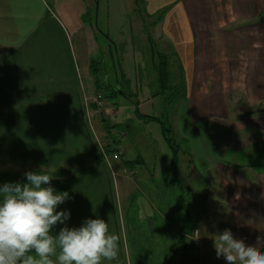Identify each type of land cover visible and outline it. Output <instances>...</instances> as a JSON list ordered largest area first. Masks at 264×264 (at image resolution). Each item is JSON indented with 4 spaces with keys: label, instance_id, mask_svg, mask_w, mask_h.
Returning a JSON list of instances; mask_svg holds the SVG:
<instances>
[{
    "label": "crops",
    "instance_id": "1",
    "mask_svg": "<svg viewBox=\"0 0 264 264\" xmlns=\"http://www.w3.org/2000/svg\"><path fill=\"white\" fill-rule=\"evenodd\" d=\"M145 4L151 15L164 10L160 38L175 51L177 74L184 80L186 96L176 105L172 125L175 133L183 131L188 135L184 139L196 143L180 153L179 164L181 154L188 157L191 149L205 157L202 168L185 160L183 179L189 176L205 185L207 211L213 212L217 228L222 218V230L231 229L235 238L255 245L257 236H264V168L250 166L247 174L225 156L231 149L242 151L231 145L234 137L247 130L264 134V113L231 120V109L242 99L249 106L264 104V22L256 20L264 12V0ZM88 75H93L90 67ZM119 90L117 86L115 92ZM101 92L95 83L84 82L74 37L45 0H0V186L26 182L27 171L52 176L56 191L70 197L57 209L70 218L55 226L53 234L100 218L108 223L109 234L120 237L117 258L102 264H187L181 237L189 220L203 221L195 207L199 203L175 193L177 181L158 186L146 160L131 158L125 149L127 161L135 162L133 178L98 158L86 105L92 112ZM109 97L104 96L106 113L115 117ZM122 180L131 184L128 197L136 189L143 193L149 211L135 206L130 216L124 215L116 196L117 184L124 189ZM140 239L147 245H139Z\"/></svg>",
    "mask_w": 264,
    "mask_h": 264
},
{
    "label": "rangeland",
    "instance_id": "2",
    "mask_svg": "<svg viewBox=\"0 0 264 264\" xmlns=\"http://www.w3.org/2000/svg\"><path fill=\"white\" fill-rule=\"evenodd\" d=\"M45 1L48 7L57 13L74 37L81 76L86 85L91 83L97 85L96 80H98L103 84L102 92L99 93L103 96H111L117 86L127 93V96L123 98L113 96L108 99L110 108L116 111L117 116L112 117L107 114L105 104L101 115L92 111L89 115L90 118L87 117L90 128H92L93 140L95 141L96 137L103 146L110 149L118 148L123 153H126L123 150L125 149L133 159L137 157L145 159L147 166L149 168L151 166V170L155 171L154 180L158 186H163L165 182H170L171 186L177 181V185H179L176 187L175 193L186 194L185 197H191L194 204L197 201L199 204H195V207L198 206L197 208L201 210L200 217H203L204 221L201 223L199 221L190 234L184 231L181 237L182 240L183 237L186 239V241L183 240V243H187V264H193L192 252L195 247L201 252L202 264H226L223 257L217 258L213 247L215 235L223 231L226 222L220 218L221 227L217 228L216 221L211 219L213 212L207 211L210 206L209 199L205 198V185L196 182L189 176L184 179L182 176L185 160H194L196 166L202 168L206 163L205 157L202 156L200 150L191 149L193 151L188 157L181 154L180 172L171 170L173 152L165 140L162 125L160 121L149 119V117H158L164 123L173 124V113L177 109L176 105L181 101L177 96L176 87H174L181 80L176 70L178 58H176L175 51L162 40L163 38H160L158 16L162 11L159 12L160 14H149L145 0H142L140 5L136 4L135 0ZM256 20L261 21V14ZM155 21H157L156 24H154ZM83 28L85 29L82 30ZM164 59L168 64L170 80V87L165 92L162 90L158 72ZM92 64L98 68L96 76L88 75V69L89 67L91 69ZM159 93L160 95H158ZM245 103L242 99L237 103L238 106L235 105L231 109L233 116L231 120L242 121L250 116L261 115L256 113L261 107L249 106ZM262 105L264 107V104ZM237 116L243 118L240 119ZM104 123H109L110 127H114L110 134H107L108 138L105 136L106 126ZM224 134L231 135L234 132L225 130ZM185 136L188 135L183 131L175 133L180 153L188 151L196 143V141L184 139ZM234 136L232 135L231 138ZM233 140V144L231 143L233 148L239 147L242 151L237 152L231 149L225 156L227 163L237 166L247 174L251 173L249 169L251 165L257 166L264 163V134L247 130L240 134L239 138L234 137ZM123 163L124 160L114 161L111 164L112 170L118 169V173L131 178L135 177L136 167L123 166ZM107 166L109 165L107 164ZM116 174L115 171L114 175L116 176ZM148 179L151 181L150 177ZM122 182L124 189L117 184L116 196L121 210H124V215L129 214L130 216L135 206L143 208L144 212L149 211L151 205L144 198L143 193L136 189L128 197L130 191L128 188L131 187V184L126 183L125 180ZM207 212H209L208 215ZM220 217L222 216L220 215ZM128 218H125L127 226L130 222ZM203 231L208 233L207 236L203 235ZM139 241H141L139 245H147L143 239Z\"/></svg>",
    "mask_w": 264,
    "mask_h": 264
},
{
    "label": "clouds",
    "instance_id": "3",
    "mask_svg": "<svg viewBox=\"0 0 264 264\" xmlns=\"http://www.w3.org/2000/svg\"><path fill=\"white\" fill-rule=\"evenodd\" d=\"M24 176V183L0 186V264H102L117 258L120 237L109 234L103 219L89 218L53 234L70 218L69 212L57 211L69 193L57 192L48 174L27 171ZM213 240L217 258L226 264H264V236L247 245L225 229Z\"/></svg>",
    "mask_w": 264,
    "mask_h": 264
},
{
    "label": "trees",
    "instance_id": "4",
    "mask_svg": "<svg viewBox=\"0 0 264 264\" xmlns=\"http://www.w3.org/2000/svg\"><path fill=\"white\" fill-rule=\"evenodd\" d=\"M135 1H136V4H138V5H140L142 3V0H135ZM160 13H158V14H160L158 16V18L161 20L163 14H164V10H162V12H160ZM261 21H264V12L261 14ZM156 23H157V21L154 22V24H156ZM91 68H92L93 76H96L98 74V68L94 64H92ZM158 70H159L158 71L159 72V81L162 84L163 92H165V90H167L170 87L168 64H167L166 59H164L161 62ZM180 79H181L180 83L176 84L174 87H176L175 89L177 91V96H179V98H180L179 100H182V99L185 98L186 95H185L184 80L181 77H180ZM96 84H97V89H101L102 90L103 84L100 83L98 80H96ZM112 92L113 93L111 94V96H116L117 93L121 94L123 96H127L126 95L127 93L124 92L122 89H120L119 92H115V90H113ZM129 94H131V93L129 92ZM158 95H160V93ZM262 106L263 105L256 106V107H259V108L261 107L260 110H258L256 112L257 114L264 113V107H262ZM251 114H254V113H251ZM142 117H144V116H142ZM149 119H154V120L160 121V123L162 125L163 135L165 137V140H166L168 146L171 148V150L173 152V161H172V164H171V170H173V171L177 170V167L179 165L180 148H179V145L176 142L177 139L175 138V132H174V129H173V125L171 123L167 124V123L162 122L161 119L158 118V117H149ZM105 126H106L105 129L107 131V134H110V131L114 127L113 126L110 127L108 124H105ZM107 150L110 151V152H114V151H118L119 149L118 148L110 149V148L107 147ZM98 158L101 159L99 155H98ZM134 163H135L134 160H131V161L125 160L124 161V166L133 165ZM251 166H256V165H251ZM256 167H263L264 168V163L261 164V165H257ZM198 224H199V221L197 219L196 220H189L188 227L186 228L185 232L190 234L195 229V227ZM183 240L186 241V239L184 237H183ZM184 244H186L185 251L188 252L187 243H184ZM261 250L264 251V249H261Z\"/></svg>",
    "mask_w": 264,
    "mask_h": 264
},
{
    "label": "built area",
    "instance_id": "5",
    "mask_svg": "<svg viewBox=\"0 0 264 264\" xmlns=\"http://www.w3.org/2000/svg\"><path fill=\"white\" fill-rule=\"evenodd\" d=\"M95 105H96V108L92 110L93 113H95L97 115H101L103 112V109L105 107V98H104L103 94L97 95V97L95 98ZM86 110H87V116L90 118L89 115H91V110L89 108V104L86 105ZM95 146L97 148V154H99V156L103 162H105L109 165L111 170H112L111 164L114 161H122V160L125 161L126 160L125 153H123L121 150L114 151V152L108 151L107 146H105V145L103 146L100 143V140L96 137H95ZM125 173H126V170H125ZM200 255H201L200 250L197 247H195V249L192 252L193 264H202L203 261L200 260Z\"/></svg>",
    "mask_w": 264,
    "mask_h": 264
}]
</instances>
